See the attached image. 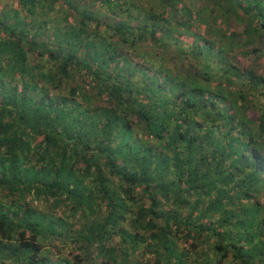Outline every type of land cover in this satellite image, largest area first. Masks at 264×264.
<instances>
[{"label": "trees", "instance_id": "obj_1", "mask_svg": "<svg viewBox=\"0 0 264 264\" xmlns=\"http://www.w3.org/2000/svg\"><path fill=\"white\" fill-rule=\"evenodd\" d=\"M0 264H264V0H0Z\"/></svg>", "mask_w": 264, "mask_h": 264}, {"label": "rangeland", "instance_id": "obj_2", "mask_svg": "<svg viewBox=\"0 0 264 264\" xmlns=\"http://www.w3.org/2000/svg\"><path fill=\"white\" fill-rule=\"evenodd\" d=\"M240 58H241V57H240ZM239 60H240V59H239ZM258 62H260L259 59H258ZM256 64H257V71L260 72V70H259V66H260V65H259L258 63H256ZM253 68H255V66H254Z\"/></svg>", "mask_w": 264, "mask_h": 264}]
</instances>
